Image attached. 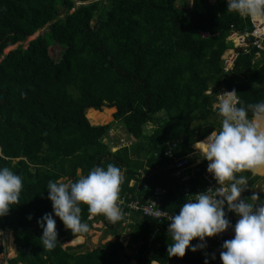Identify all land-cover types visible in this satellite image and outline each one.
<instances>
[{
	"label": "trees",
	"instance_id": "obj_1",
	"mask_svg": "<svg viewBox=\"0 0 264 264\" xmlns=\"http://www.w3.org/2000/svg\"><path fill=\"white\" fill-rule=\"evenodd\" d=\"M186 1L0 0V168L23 181L19 204L0 217V228L13 232L17 246L9 264H214L201 249L191 251L196 239L183 258L169 257L171 236L149 216L127 224L128 249L119 239L85 252L64 246V239L80 234L55 216L47 190L49 180L75 182L111 163L126 173L121 192H134L129 179L145 163L164 168L169 144L175 143L176 156H191L197 141L221 128L213 109L219 93L235 89L245 105L264 101V59L256 58V48L239 49L229 71L222 63L233 44L227 39L232 26L251 29V20L228 12L227 0H192L189 9ZM41 28L26 46L6 51ZM104 108L116 109L114 119L92 124L88 112L101 118ZM115 123L131 141L117 149L105 140ZM189 163L208 161L191 157ZM237 175L246 176L250 187L260 178ZM196 181L203 183L198 176L191 183ZM148 185L141 194L167 187L162 207L179 213L186 200L179 179L162 170ZM258 194L264 203V192ZM81 209L89 228L102 221L106 233L119 236L124 229L123 219H89L87 206ZM46 213L58 232L51 251L43 248L37 223Z\"/></svg>",
	"mask_w": 264,
	"mask_h": 264
},
{
	"label": "clouds",
	"instance_id": "obj_2",
	"mask_svg": "<svg viewBox=\"0 0 264 264\" xmlns=\"http://www.w3.org/2000/svg\"><path fill=\"white\" fill-rule=\"evenodd\" d=\"M227 11L261 20L264 0H227ZM213 109L221 117V128L197 141L194 148L200 159L208 161L207 172L213 175L218 187L194 194L182 204L178 214L167 217L170 222L167 232L172 239L167 255L183 258L194 239L201 243L192 246V252L206 248V238L233 228L227 217V212H232L238 220L233 228L234 238L222 245V264H264V203L255 192L250 198L242 197L248 189V180L237 175L264 170V101L245 105L233 89L219 93ZM123 182L121 169L109 163L106 168L96 166L75 182H64L62 178L49 180L48 199L66 229L73 235L84 234L90 229L82 222L81 205L87 206L89 219L104 216L116 223L124 218L120 200ZM22 189L20 175L8 167L0 168V217L8 215L12 205L19 204ZM37 223L43 230L40 237L43 248L55 249L58 232L53 215L46 213Z\"/></svg>",
	"mask_w": 264,
	"mask_h": 264
},
{
	"label": "built area",
	"instance_id": "obj_3",
	"mask_svg": "<svg viewBox=\"0 0 264 264\" xmlns=\"http://www.w3.org/2000/svg\"><path fill=\"white\" fill-rule=\"evenodd\" d=\"M249 19L253 24L251 29L248 26H244L242 29L232 26V31L227 37V39H230L233 44L232 46L228 47L222 55L223 68L226 71H229L233 68L239 54V49L248 51L251 48H256V58L263 57L264 59V56H262L261 52L264 51V19ZM207 34L208 33L204 32V35ZM225 91L227 90H224L223 92ZM174 146L175 143L169 144V148L165 151V155L170 160L166 163L164 168L162 165H155L151 168L147 163H145L143 167L138 169V171L135 173V176L130 178L128 181L129 187L135 188L134 192L126 190L120 193V200L122 202L121 207L124 212L122 224L124 226H127L129 223H135L136 219H139L140 217L149 216L160 223H164V226L168 229V224L170 222L167 220V217L174 214L162 207L163 197L168 191L167 187L157 185L151 188V192L148 194V196L145 193L141 194L142 188L146 189L147 186L149 187L148 180L153 173L160 175L162 170H167L170 172L171 176L179 179V181L183 183L180 190L181 193L186 196L185 202L189 199H192L194 194L205 192L209 188L215 189L218 187L213 175L207 172L208 164L202 165L201 163H189V157L187 155H175L173 150ZM168 153L171 154L169 155ZM147 170L149 172H147ZM122 174L124 176V182H127L126 173L122 171ZM197 176L203 183L197 184L196 181V185H194L191 182H193ZM145 180H147V183H145ZM252 193V189L248 184V189L242 193V197L250 198ZM225 211L227 212V208ZM157 213H159V216L156 215ZM227 217L234 228L238 217L232 212H227ZM233 228H229L224 233H221L215 237L206 238L207 247L201 249L202 254L212 256L214 253V264H222V261L220 260V252L223 250L222 245L224 241L234 238ZM1 231L2 234L5 235V230L2 229ZM117 239L122 241L124 245H129V242L125 239L124 235L117 236ZM196 241L198 244L201 243L199 239H196ZM132 247L135 248L136 245L133 244Z\"/></svg>",
	"mask_w": 264,
	"mask_h": 264
},
{
	"label": "rangeland",
	"instance_id": "obj_4",
	"mask_svg": "<svg viewBox=\"0 0 264 264\" xmlns=\"http://www.w3.org/2000/svg\"><path fill=\"white\" fill-rule=\"evenodd\" d=\"M191 2H192V0H187L185 2V5L188 9L191 6ZM43 30L44 29L41 28L34 35H31L27 39L10 46L9 48H7L6 51H9L10 49H12V48H14L20 44H23L26 46L30 40L36 38L40 33H42ZM105 110H106V108L99 111L100 114L105 115V116H102L101 118H99V116H97L96 114H91V112H88L87 118L94 125L110 122L111 120L114 119L113 113L115 112L116 109H113L111 112H107ZM127 137H128V134L125 131L122 124L121 123H115L113 128L109 130V134L105 138V140L107 142H110L111 145L114 146L113 149H117L120 146L131 143V141L128 140ZM196 157L200 159L198 154L196 155ZM196 157H194V158H196ZM200 160H202V159H200ZM254 175H259L260 178H258L255 181L254 185L251 187L252 192H255V193L264 192V173H258L257 172ZM105 227H106V225H104V223L102 221H97L94 223L92 228H89L90 230L87 233L77 235L76 237L71 238V239H64L63 245L64 246H74V247H76V249H78V251L85 252L86 250H90V249L94 248L99 243H103V242H106L109 240L112 241L113 239L114 240L117 239V236L113 235L112 233H109V232L106 233L104 231ZM1 230H2V228H0V245H2V243H4L6 241V244L4 243V245L6 246V249L8 252H6L7 254L5 253V256L7 255L8 258H11L10 254L12 255V257L15 255V253H13V250L11 251V248L14 247V244L11 243V241H9L8 237H6L2 234ZM78 238H81V239L78 240ZM157 264H159V263H157Z\"/></svg>",
	"mask_w": 264,
	"mask_h": 264
},
{
	"label": "crops",
	"instance_id": "obj_5",
	"mask_svg": "<svg viewBox=\"0 0 264 264\" xmlns=\"http://www.w3.org/2000/svg\"><path fill=\"white\" fill-rule=\"evenodd\" d=\"M97 111H99V110H97ZM90 112V111H89ZM94 114H96L95 112H93ZM98 116V115H97ZM103 116H105V115H103ZM107 116V115H106ZM198 154V151L196 150L191 156H189V154L187 155L189 158H194V157H196V155ZM196 159H198V161H202V160H200L199 158H197L196 157ZM127 226H124V229L123 230H121L119 233H120V235H124L128 230H127V228H126ZM3 229V228H2ZM5 230V235L4 236H6V237H8L9 238V241H11V243H13L14 244V247H12L11 248V251L13 250V253H15V255L14 256H16V249H17V246H16V244H15V242H14V235H13V232L11 231V230H7V229H4ZM114 235V234H113ZM119 235V236H120ZM115 236H117V235H115ZM7 239V238H6ZM5 239V240H6ZM114 240V239H113ZM112 240V241H113ZM116 240V239H115ZM5 244H6V241L4 242ZM4 243H2V247H3V250H2V252L0 253V264H9L8 263V260L10 259V258H8L7 257V255L5 256V253L6 252H8L7 251V249H6V246L4 245ZM104 243V242H103ZM97 246V245H96ZM95 246V247H96ZM74 247V246H73ZM124 247H126L127 249H128V247H129V245H124ZM93 249V248H92ZM92 249H90V250H92ZM15 251V252H14ZM7 254V253H6ZM10 256H11V258H12V255L10 254ZM13 256V257H14ZM135 261V260H134ZM154 263H159V262H153V264ZM160 264V263H159Z\"/></svg>",
	"mask_w": 264,
	"mask_h": 264
},
{
	"label": "bare ground",
	"instance_id": "obj_6",
	"mask_svg": "<svg viewBox=\"0 0 264 264\" xmlns=\"http://www.w3.org/2000/svg\"><path fill=\"white\" fill-rule=\"evenodd\" d=\"M228 40H230V39H228ZM91 113H93V112H91ZM81 238H78V240H80ZM71 242V241H70ZM74 242V241H73ZM82 242V241H81Z\"/></svg>",
	"mask_w": 264,
	"mask_h": 264
}]
</instances>
